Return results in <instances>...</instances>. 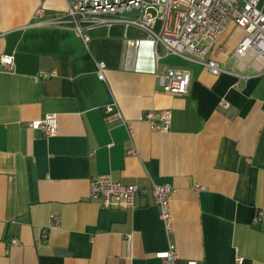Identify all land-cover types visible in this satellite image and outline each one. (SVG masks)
<instances>
[{
  "label": "crops",
  "instance_id": "0c3cea01",
  "mask_svg": "<svg viewBox=\"0 0 264 264\" xmlns=\"http://www.w3.org/2000/svg\"><path fill=\"white\" fill-rule=\"evenodd\" d=\"M38 9L50 20L67 3L0 0V54H13L16 66L0 72V264H165L156 254L169 241L180 263L264 264V224L253 221L264 208V74L239 77L233 52L243 30L230 24L217 44L222 51H212L231 72L220 76L160 48L159 71L192 73L188 93L174 95L159 85L144 31L115 24L86 38L69 26L37 24ZM112 103L132 135L105 121ZM153 109L172 111L168 131L140 120ZM47 114L58 115L55 136L28 126ZM131 147L136 155L127 154ZM104 175L140 187L172 185L171 235L150 195L135 209L92 199L90 181ZM53 214L60 228H50Z\"/></svg>",
  "mask_w": 264,
  "mask_h": 264
},
{
  "label": "built area",
  "instance_id": "2783aa9c",
  "mask_svg": "<svg viewBox=\"0 0 264 264\" xmlns=\"http://www.w3.org/2000/svg\"><path fill=\"white\" fill-rule=\"evenodd\" d=\"M67 10L50 20H42L43 9H38L35 18L39 25L72 27L79 34L101 26L121 24L125 27H136L144 31L147 40L152 44L154 52L153 71L158 77L159 85L165 92L174 95L188 93L192 73L188 68H163L159 71V62L165 56L176 55L204 66L212 75L220 76L231 73L211 57L212 51H222L217 44L225 35L230 24L243 30L244 35L233 52L236 69L242 73L240 78H248L246 73L264 74V0H65ZM2 34H0V37ZM86 38H88L86 36ZM138 43V42H136ZM15 56L9 53L0 54V72H15ZM105 62L97 63V76L105 79ZM55 71L39 72L35 82L54 77ZM220 105L227 109L225 100ZM106 122H119L125 126L130 135L132 127L124 118L116 103L104 108ZM148 122L153 129L166 132L172 122L170 109L148 110L140 117ZM34 130H42L48 136L58 133L59 121L57 114H47L41 120L28 123ZM127 154L136 155L135 147L128 149ZM202 190V186H195ZM175 189L170 184L152 183L149 187L125 184L113 179L110 175L98 176L90 181V197L99 200L105 208L113 209L138 207V198L150 195L159 208L160 219L168 236L173 231L171 200ZM253 221L264 224V208L256 210ZM60 218L53 214L50 228H60ZM47 234H44L45 239ZM128 244L131 236L127 238ZM12 245L19 240L12 239ZM165 264H200L196 260L180 263L176 245L169 241L167 250L156 254ZM242 263L241 258H237Z\"/></svg>",
  "mask_w": 264,
  "mask_h": 264
}]
</instances>
